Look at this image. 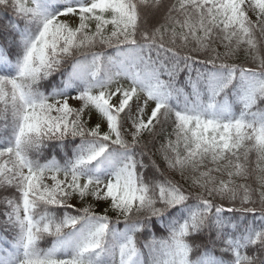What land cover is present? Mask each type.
<instances>
[{"label":"snow or ice","instance_id":"snow-or-ice-1","mask_svg":"<svg viewBox=\"0 0 264 264\" xmlns=\"http://www.w3.org/2000/svg\"><path fill=\"white\" fill-rule=\"evenodd\" d=\"M0 193V264H264V0H0Z\"/></svg>","mask_w":264,"mask_h":264},{"label":"trees","instance_id":"trees-1","mask_svg":"<svg viewBox=\"0 0 264 264\" xmlns=\"http://www.w3.org/2000/svg\"><path fill=\"white\" fill-rule=\"evenodd\" d=\"M240 59H241V60L244 59L243 55L240 56ZM174 178L177 179V180L180 179V177H179L178 175H175ZM2 195H4V193H0V196H2ZM2 208H3V205H0V210H2ZM0 219H2V217H0ZM157 234L160 235L161 233H157ZM9 238H10V237H9Z\"/></svg>","mask_w":264,"mask_h":264},{"label":"rangeland","instance_id":"rangeland-1","mask_svg":"<svg viewBox=\"0 0 264 264\" xmlns=\"http://www.w3.org/2000/svg\"><path fill=\"white\" fill-rule=\"evenodd\" d=\"M254 18V17H253Z\"/></svg>","mask_w":264,"mask_h":264}]
</instances>
